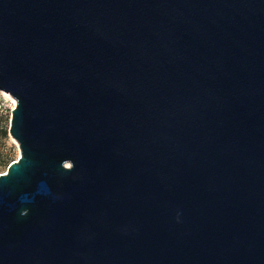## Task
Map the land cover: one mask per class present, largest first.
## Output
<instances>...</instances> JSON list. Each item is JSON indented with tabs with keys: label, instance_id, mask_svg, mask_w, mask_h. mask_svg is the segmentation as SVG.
<instances>
[{
	"label": "water",
	"instance_id": "95a60500",
	"mask_svg": "<svg viewBox=\"0 0 264 264\" xmlns=\"http://www.w3.org/2000/svg\"><path fill=\"white\" fill-rule=\"evenodd\" d=\"M0 264H264V0H0Z\"/></svg>",
	"mask_w": 264,
	"mask_h": 264
},
{
	"label": "trees",
	"instance_id": "16d2710c",
	"mask_svg": "<svg viewBox=\"0 0 264 264\" xmlns=\"http://www.w3.org/2000/svg\"><path fill=\"white\" fill-rule=\"evenodd\" d=\"M10 123V109H8L4 101H0V140L8 139L9 127ZM13 162L10 155H4L0 151V170L7 169L9 165Z\"/></svg>",
	"mask_w": 264,
	"mask_h": 264
},
{
	"label": "rangeland",
	"instance_id": "374dc122",
	"mask_svg": "<svg viewBox=\"0 0 264 264\" xmlns=\"http://www.w3.org/2000/svg\"><path fill=\"white\" fill-rule=\"evenodd\" d=\"M1 100H3L5 106L8 109H10V118H11V110L13 108L12 103L5 97V94L0 91V101ZM8 127H9V124H8ZM0 151L4 155H7V154L10 155V157L12 158L13 161H17L19 156H20V151L18 149V146L13 141V139H11V137L9 136V133H8V139L0 140ZM6 171H7V169H1L0 175L2 173H5Z\"/></svg>",
	"mask_w": 264,
	"mask_h": 264
},
{
	"label": "bare ground",
	"instance_id": "6f19581e",
	"mask_svg": "<svg viewBox=\"0 0 264 264\" xmlns=\"http://www.w3.org/2000/svg\"><path fill=\"white\" fill-rule=\"evenodd\" d=\"M5 97L12 103V106L14 107V105L16 104V101L12 99L9 95H5Z\"/></svg>",
	"mask_w": 264,
	"mask_h": 264
}]
</instances>
